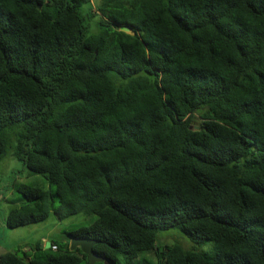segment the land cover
<instances>
[{
	"label": "trees",
	"instance_id": "1",
	"mask_svg": "<svg viewBox=\"0 0 264 264\" xmlns=\"http://www.w3.org/2000/svg\"><path fill=\"white\" fill-rule=\"evenodd\" d=\"M8 140L51 187L16 185L7 227L93 214L67 235L112 264H264V0H0ZM51 244L0 264H88Z\"/></svg>",
	"mask_w": 264,
	"mask_h": 264
},
{
	"label": "rangeland",
	"instance_id": "2",
	"mask_svg": "<svg viewBox=\"0 0 264 264\" xmlns=\"http://www.w3.org/2000/svg\"><path fill=\"white\" fill-rule=\"evenodd\" d=\"M15 141L8 140L6 153L0 159V252L15 250L24 247L27 256L31 254L30 246L36 243L49 242L63 243L71 238L68 231L75 230L81 226L89 225L95 220L93 214L77 213L69 217L59 219L50 211L48 217L42 221L17 227H7L3 222V216L12 208H17L24 203L23 195L15 189L18 184H30L45 190L51 187L46 178L39 174L31 173L13 155ZM164 241L166 244H180L186 248L197 251L213 252L214 242L206 241L202 244L191 242L188 237L176 228L160 231L157 234V242ZM163 247V245H162ZM147 257L153 264L156 258L152 252L143 251L138 258ZM79 264H85L81 261Z\"/></svg>",
	"mask_w": 264,
	"mask_h": 264
},
{
	"label": "water",
	"instance_id": "3",
	"mask_svg": "<svg viewBox=\"0 0 264 264\" xmlns=\"http://www.w3.org/2000/svg\"><path fill=\"white\" fill-rule=\"evenodd\" d=\"M120 29L134 34L135 31L132 30V28L128 25H121ZM97 243V240L92 239V238H85V237H72L71 238V243H70V248L74 249L76 247H80V249L82 250L83 253H85L87 255V263L88 264H94L96 262H104V264H112L108 259L104 258L103 256L97 254L96 252H94L93 250V245ZM51 242L47 241L44 244V248H48L50 246ZM160 250L163 249L162 246L159 247ZM17 255L22 257L23 256V252L21 250H19L17 252ZM161 255V254H160Z\"/></svg>",
	"mask_w": 264,
	"mask_h": 264
},
{
	"label": "built area",
	"instance_id": "4",
	"mask_svg": "<svg viewBox=\"0 0 264 264\" xmlns=\"http://www.w3.org/2000/svg\"><path fill=\"white\" fill-rule=\"evenodd\" d=\"M50 247H51L52 250H56L57 249V246L55 244H51Z\"/></svg>",
	"mask_w": 264,
	"mask_h": 264
},
{
	"label": "clouds",
	"instance_id": "5",
	"mask_svg": "<svg viewBox=\"0 0 264 264\" xmlns=\"http://www.w3.org/2000/svg\"><path fill=\"white\" fill-rule=\"evenodd\" d=\"M51 245V244H50Z\"/></svg>",
	"mask_w": 264,
	"mask_h": 264
}]
</instances>
